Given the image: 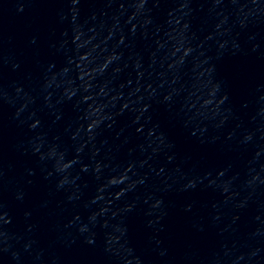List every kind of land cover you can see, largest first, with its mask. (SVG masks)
<instances>
[{"label": "water", "instance_id": "1", "mask_svg": "<svg viewBox=\"0 0 264 264\" xmlns=\"http://www.w3.org/2000/svg\"><path fill=\"white\" fill-rule=\"evenodd\" d=\"M0 264H264V0H0Z\"/></svg>", "mask_w": 264, "mask_h": 264}]
</instances>
